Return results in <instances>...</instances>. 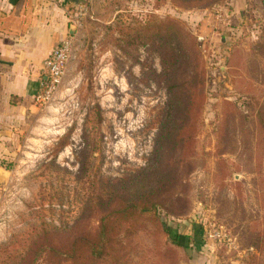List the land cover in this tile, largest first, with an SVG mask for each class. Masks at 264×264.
<instances>
[{
	"label": "rangeland",
	"instance_id": "obj_1",
	"mask_svg": "<svg viewBox=\"0 0 264 264\" xmlns=\"http://www.w3.org/2000/svg\"><path fill=\"white\" fill-rule=\"evenodd\" d=\"M70 9L62 84L2 163L0 264H264V0Z\"/></svg>",
	"mask_w": 264,
	"mask_h": 264
},
{
	"label": "crops",
	"instance_id": "obj_2",
	"mask_svg": "<svg viewBox=\"0 0 264 264\" xmlns=\"http://www.w3.org/2000/svg\"><path fill=\"white\" fill-rule=\"evenodd\" d=\"M70 0H0V176L15 131L37 108L44 59L73 24Z\"/></svg>",
	"mask_w": 264,
	"mask_h": 264
},
{
	"label": "built area",
	"instance_id": "obj_3",
	"mask_svg": "<svg viewBox=\"0 0 264 264\" xmlns=\"http://www.w3.org/2000/svg\"><path fill=\"white\" fill-rule=\"evenodd\" d=\"M213 15L217 22L214 26L215 29H219L218 24L223 25L227 23V17L221 9H216ZM69 17L74 27L81 24L79 20L73 18L71 9H69ZM198 38L201 41L205 40V36L203 35H199ZM72 51L73 34H69L44 59L38 90L35 95V101L38 104H47L54 98L66 74ZM216 235L219 236V234Z\"/></svg>",
	"mask_w": 264,
	"mask_h": 264
},
{
	"label": "trees",
	"instance_id": "obj_4",
	"mask_svg": "<svg viewBox=\"0 0 264 264\" xmlns=\"http://www.w3.org/2000/svg\"><path fill=\"white\" fill-rule=\"evenodd\" d=\"M195 39H196V37H195ZM167 40L168 41L166 43V47H168V52L170 51L169 56L172 57V58H178V57L175 56L176 55V53H175L176 51H174V49H172V47H170V44H172L171 37L167 36ZM173 44H174V42H173ZM192 47H193V49H195V51H197L199 53L200 45L197 42V39H196L195 43H192ZM181 60L182 59H176V60L172 59L171 62L168 64L169 65V69L168 70H171V67H172V69H174L173 66L176 67L178 62H180ZM172 74H173L172 70L170 71V73H167V76H168V78L170 80V84L175 81L172 78ZM204 74H205V64L203 63V75ZM169 91H170V104L168 105V108H167V110L165 112V116H164L165 119H164L163 123H164V125L166 123L168 136L176 137V138H182L184 136V135H182L180 133L182 129H181V127L177 126V121H176L177 115H178V110L176 108L175 103L173 102V98H176V96L178 94V92L176 90V86L170 87ZM191 103L192 102H191V98H190V101L187 102V104L191 105ZM184 114H187V111L185 113H182V115H184ZM168 121H169V123H167ZM171 215L174 216V213L171 214ZM104 232H105V229H104ZM112 234H114V231L112 232ZM117 244L118 243L116 242L115 237L111 236V237L108 238V246H109L110 249L115 250Z\"/></svg>",
	"mask_w": 264,
	"mask_h": 264
},
{
	"label": "water",
	"instance_id": "obj_5",
	"mask_svg": "<svg viewBox=\"0 0 264 264\" xmlns=\"http://www.w3.org/2000/svg\"><path fill=\"white\" fill-rule=\"evenodd\" d=\"M70 1L73 2V3H75V4L82 3V0H70ZM74 32H75V29H74V26H73V28L71 30V34H74Z\"/></svg>",
	"mask_w": 264,
	"mask_h": 264
}]
</instances>
